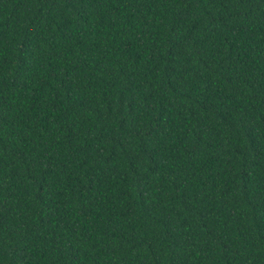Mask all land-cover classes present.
<instances>
[{"label":"trees","instance_id":"1","mask_svg":"<svg viewBox=\"0 0 264 264\" xmlns=\"http://www.w3.org/2000/svg\"><path fill=\"white\" fill-rule=\"evenodd\" d=\"M0 264H264V0H0Z\"/></svg>","mask_w":264,"mask_h":264}]
</instances>
